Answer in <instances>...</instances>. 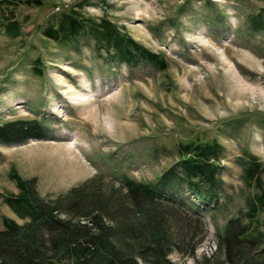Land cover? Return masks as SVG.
I'll use <instances>...</instances> for the list:
<instances>
[{
	"label": "rangeland",
	"instance_id": "1",
	"mask_svg": "<svg viewBox=\"0 0 264 264\" xmlns=\"http://www.w3.org/2000/svg\"><path fill=\"white\" fill-rule=\"evenodd\" d=\"M2 1L0 123L33 121L37 130L0 143V230L2 217L25 221L2 200L18 192L11 167L46 201L80 188L119 198L124 177L154 185L168 169L181 175L178 144L193 140L220 147L218 199L209 205L183 186L170 190L201 211L207 230L192 255L173 251L171 263L225 264L219 235L231 219L247 225L252 203L264 232L256 199L264 171L244 180L251 157L264 164V0H41L40 8ZM70 7L80 19L115 24L162 54L167 68L115 64L83 39L59 48L45 31ZM6 17L19 23L15 38L2 30ZM179 213L194 222L188 209Z\"/></svg>",
	"mask_w": 264,
	"mask_h": 264
},
{
	"label": "trees",
	"instance_id": "2",
	"mask_svg": "<svg viewBox=\"0 0 264 264\" xmlns=\"http://www.w3.org/2000/svg\"><path fill=\"white\" fill-rule=\"evenodd\" d=\"M24 2L39 8L45 5L41 0ZM72 9H62L55 22L48 21L45 34L59 48L74 47L83 39L92 42L98 56L107 61L110 58L115 64L129 67L140 63L159 71L167 68L162 54L146 49L115 24L80 19ZM1 25L8 37L20 34L17 21L6 17ZM34 71L39 74V69L34 67ZM261 124L264 126V121ZM35 130L33 121L0 123V143L19 142ZM219 150L214 142H180L175 165L180 167L181 175L168 169L154 185L124 177L119 184L124 194L119 198L114 194L86 193L80 188L61 201H46L37 196L31 182L21 179L11 167L8 176L18 192L2 200L25 221L18 224L2 217L0 264H173L169 260L173 251L192 255L207 232L204 217L197 207L186 203L189 199L177 201L168 193L183 186L196 201L209 205L216 202L215 164ZM263 171L264 164L251 157L244 168L246 184L258 180ZM256 199L263 207L264 192ZM250 206L247 225L231 219L219 235L217 246L225 264H264V232L254 225L256 206ZM181 208L188 209L195 224L179 213Z\"/></svg>",
	"mask_w": 264,
	"mask_h": 264
},
{
	"label": "bare ground",
	"instance_id": "3",
	"mask_svg": "<svg viewBox=\"0 0 264 264\" xmlns=\"http://www.w3.org/2000/svg\"><path fill=\"white\" fill-rule=\"evenodd\" d=\"M233 77H234V75H233ZM235 77H236V75H235Z\"/></svg>",
	"mask_w": 264,
	"mask_h": 264
}]
</instances>
